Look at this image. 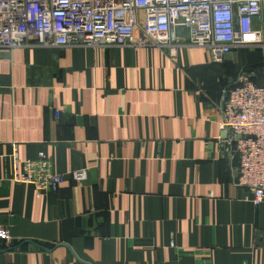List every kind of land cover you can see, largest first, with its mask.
Here are the masks:
<instances>
[{
    "label": "crops",
    "instance_id": "crops-1",
    "mask_svg": "<svg viewBox=\"0 0 264 264\" xmlns=\"http://www.w3.org/2000/svg\"><path fill=\"white\" fill-rule=\"evenodd\" d=\"M254 29L264 39V12ZM263 57L264 43L223 63L192 45L0 51V264H264V202L221 130L224 89ZM16 152L45 154L58 189L16 181Z\"/></svg>",
    "mask_w": 264,
    "mask_h": 264
},
{
    "label": "built area",
    "instance_id": "built-area-1",
    "mask_svg": "<svg viewBox=\"0 0 264 264\" xmlns=\"http://www.w3.org/2000/svg\"><path fill=\"white\" fill-rule=\"evenodd\" d=\"M264 12V0H0V51L23 46H157L176 55L192 45L208 50L223 63L240 47L257 49L263 33L254 21ZM189 31L178 35V28ZM221 130L224 150L238 160L237 184L249 189L253 201L264 202V57L261 69L243 71L237 84L224 89ZM15 180L32 184L41 195L58 189L64 175L51 160H21L15 153ZM76 181L88 169L73 171ZM0 239L11 241L8 230Z\"/></svg>",
    "mask_w": 264,
    "mask_h": 264
},
{
    "label": "trees",
    "instance_id": "trees-1",
    "mask_svg": "<svg viewBox=\"0 0 264 264\" xmlns=\"http://www.w3.org/2000/svg\"><path fill=\"white\" fill-rule=\"evenodd\" d=\"M262 59H263V58H262ZM261 63H262V60H261ZM261 63H260L259 65H257V66H254L255 70L260 71V69H261Z\"/></svg>",
    "mask_w": 264,
    "mask_h": 264
},
{
    "label": "water",
    "instance_id": "water-1",
    "mask_svg": "<svg viewBox=\"0 0 264 264\" xmlns=\"http://www.w3.org/2000/svg\"><path fill=\"white\" fill-rule=\"evenodd\" d=\"M227 136V134L226 133H224V137H226Z\"/></svg>",
    "mask_w": 264,
    "mask_h": 264
}]
</instances>
